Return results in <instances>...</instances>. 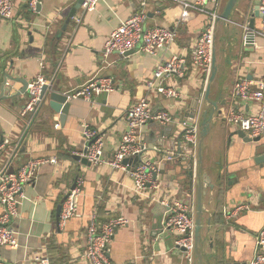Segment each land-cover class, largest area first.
<instances>
[{"label": "crops", "instance_id": "crops-1", "mask_svg": "<svg viewBox=\"0 0 264 264\" xmlns=\"http://www.w3.org/2000/svg\"><path fill=\"white\" fill-rule=\"evenodd\" d=\"M12 1L15 16L23 21L0 19V135L12 142L16 140L23 126L18 112L27 98L26 91L18 94L21 82L11 80L6 89L3 85L6 74L29 83L40 74L43 64L42 74L60 92L71 93L95 76L111 78L113 91L99 96L95 103L70 100L63 122L44 105L38 107L29 138L13 157L9 170L18 168L27 159L41 157H55L57 164L41 165L35 180L24 187L26 198L19 206V215L9 223L16 233L18 247H0V259L14 264H35L30 257L42 249L52 264H82L86 226L94 213L100 222L117 216L127 220L126 225L115 230L109 243V264H187L175 243L178 233L168 228L161 233L165 210L161 201L186 202L195 221L198 137L191 188L186 177L189 162L183 163L182 157L175 163L178 167L173 162H161L160 188L146 195L135 194L127 172L111 169L107 164L125 131V109L148 94L145 82L152 78L156 65L177 55L186 59V75L167 83L179 84L181 98L152 99L156 109L173 115L174 123L165 125L163 132L158 126L161 124L148 123L138 132L137 139L151 146L160 143L161 136H170L174 140L179 138L180 149H184L180 124L183 121L189 124L193 119L198 129L203 111L208 114L212 109L203 101L209 86L208 97L218 102L220 113L211 119L202 142L203 170L214 183L203 196L200 230L203 264L248 263L254 254V237L264 227V139L243 141L236 134L239 129L228 123L225 116L231 111L254 114L259 107L256 101L233 96V84L238 78L253 83L264 80L263 39L256 35L255 45L243 43L250 19L254 18L253 29L259 25V17L254 16L257 0H236L228 19L216 22L213 53L216 70L211 81V74L205 81L204 74L190 60L192 46L208 16L195 12L187 20H181L182 0H144L145 26L171 28L176 34L172 45L157 50L155 55L135 49L125 57H110L107 61L102 58L105 39L121 20L142 9V0H101L94 11L77 10L64 30L62 26L75 0H38L36 12L27 8L28 0ZM226 2L221 1L220 14ZM78 16L80 22L75 19ZM252 89L257 86L252 85ZM83 124L103 137V162L97 166L73 158L85 147ZM162 145L167 148L170 144L162 142ZM10 150L6 145L1 160ZM77 178L82 179L78 216L58 226L56 208ZM249 200L248 209H239L229 219L224 217V208L234 211ZM191 264H198L197 260Z\"/></svg>", "mask_w": 264, "mask_h": 264}, {"label": "built area", "instance_id": "built-area-1", "mask_svg": "<svg viewBox=\"0 0 264 264\" xmlns=\"http://www.w3.org/2000/svg\"><path fill=\"white\" fill-rule=\"evenodd\" d=\"M76 1V0H75ZM101 0H82L79 10L88 13L96 9ZM179 1V0H178ZM222 0H188L180 1L182 4L181 20H187L195 12L208 16L207 24L199 31L191 50V65L200 69L204 74L205 81L208 80L212 70V57L214 53L215 24L220 18V4ZM207 5L210 7L207 8ZM38 0H28V8L36 12ZM142 9L133 13L127 19L121 20L119 24L109 33L105 39L102 58H122L126 53L137 49L146 55H155L159 49H166L175 41L176 34L169 27L145 26L146 12L144 11L145 1L141 2ZM259 12V25L257 29L245 26V45H255V36H260L264 41V0H257ZM0 19L10 21H23L15 16L12 0H0ZM80 22L81 17H75ZM41 72L35 79L27 83V98L20 107L18 116L23 120L22 130L14 142L8 137L0 135V155L3 154L5 146L11 149L8 156L0 161V247L15 249L18 247L16 233L11 229V219L19 215V206L25 200L24 187L35 180L38 170L45 163L57 164L55 157L27 159L18 168L9 170L13 157L19 152L21 145L29 138V130L35 119L39 102L41 100L42 87L52 86V82L43 74L44 65L41 64ZM186 59L177 55H171L168 59L159 62L152 78L145 82L148 94L127 107L124 111L125 131L122 133L117 150L111 160L107 162L111 169L127 172L133 183V190L137 195H146L149 191H156L160 188V164L161 162H173L178 158H188L195 161V150L198 129L193 119L188 124L183 121L180 124L181 137L185 141L184 149H180V142H175L172 148H163L158 145H151L137 139V134L142 127L148 123L156 122L163 125L174 123L173 115L166 110H158L152 104L153 97L159 96L176 100L181 98L179 84L167 83L173 78L183 79L186 75ZM10 79L4 76L5 87L10 86ZM252 85L257 89L253 90ZM113 91L111 78L95 76L88 80L80 88L71 93H65L68 100H84L95 103L101 95H108ZM152 91L153 93H150ZM233 96L243 101H256L259 107L256 113L243 115L231 111L225 117L226 121L239 130L243 131L249 138L264 139V80L261 78L256 83L245 78H238L233 84ZM81 133L85 140V147L76 153L84 157L91 166H97L102 161L103 140L98 131L83 124ZM149 153H152L155 160ZM139 158L132 162L133 158ZM3 156V155H2ZM4 158V156L2 157ZM124 159L130 162L123 164ZM82 179L77 178L67 196L61 204L58 217V226H63L71 218L78 216V197L81 194ZM254 195H252L253 197ZM252 198H250L251 200ZM239 205L234 211L223 209L226 219L235 216L239 209H248L251 201ZM165 207L163 211V225L161 233L167 228L178 233L176 245L182 247L181 253L186 261L191 264L194 260V218L191 214V207L183 201L172 200L161 201ZM127 224L124 217L117 216L107 221H98L93 213L86 226L85 247L81 256L82 264H109L108 252L109 243L118 227ZM30 260L35 264H52L44 250L34 251ZM0 264H14L4 262ZM247 264H264V227L254 237V254Z\"/></svg>", "mask_w": 264, "mask_h": 264}, {"label": "water", "instance_id": "water-1", "mask_svg": "<svg viewBox=\"0 0 264 264\" xmlns=\"http://www.w3.org/2000/svg\"><path fill=\"white\" fill-rule=\"evenodd\" d=\"M81 3H82V0H76L75 1L74 5L70 9V11H69V13L65 19L64 25L62 26V30L65 29V27L67 26V24L70 21V18L77 12V10H79ZM235 3H236V0H227L225 6L223 8L222 13L220 14L219 19L227 20L232 9L234 8ZM254 16L255 17L260 16L257 8L254 10ZM249 28H251V29L254 28V18L250 19ZM132 52L133 51H129L126 53V55L131 54ZM215 70H216L215 57L213 54L212 70H211V76L209 78V81H211L213 79ZM6 76H8V75L6 74ZM8 78L10 80H15V81L21 82L22 83V89L18 94L25 93L27 83H28L26 80L19 79V78H13V77L10 78L9 76H8ZM3 85H4V81H3ZM6 89H7V87H6ZM2 91H3V89H2ZM208 95H209V86L205 90L203 101L208 103L212 107V109L208 114H207V111H203V113H202L201 123L198 126V133H197L198 142H197V156H196V163H195L196 214H195V221H194L195 222V225H194V260H197L198 264H203V260H204V254H203V250H202V246H201V235H200V230L202 227L203 196L205 195L207 188H213L214 187V183H212L211 177L206 172H204V170H203V166H202L203 165L202 142H203L204 137L209 132L211 119L215 115H219V113H220V111L217 109L218 108V102H215V101H212L211 99H209ZM43 105H44V107H47L49 110L53 111L54 113H57L59 116L60 122H63L66 118V115H67V112H68V109L70 106V100L67 99V96L65 93L60 92L58 90V88H56L55 86L52 85L50 88V87H47L46 85H44L42 87V91H41V100L39 102V107H42ZM196 109H197V104H196ZM195 110H194V114L196 113ZM158 126L161 129L160 132H163V130L166 128L165 125H158ZM167 126H169V125H167ZM172 126H174V125H172ZM170 131H171V129H170ZM236 134L238 135V137H240L245 142L257 141L259 139L258 137L249 138L241 130H237ZM159 142L160 143L157 142L158 146L163 147L164 145H162V142H164V143L166 142V144H170L167 148H172L173 145L175 144V142L179 143V138L174 140L173 138L170 139V136H166V137L161 136L159 139ZM163 148H165V147H163ZM73 158L77 161H80L81 163H83L85 165H90V163L84 157H80L79 155L74 154ZM138 158H139V155L137 157L133 158L132 162H136L138 160ZM259 159H260V157H257V160H259ZM188 161H189V164H188V168H187V172H186V177L188 178V185H190V188H191V179L193 176V169H192L193 166H192V160L189 159ZM128 162H130L129 159L123 160V164H126ZM176 162L179 163L178 160H175V161H173L172 164L177 165V164H175ZM177 167H178V165H177ZM62 202H61V204H62ZM61 204H59L56 208L57 223H58V216H59V213L61 210ZM160 220H162V219H160ZM180 250H183V248L180 247ZM222 264H247V263H246V261H226Z\"/></svg>", "mask_w": 264, "mask_h": 264}, {"label": "trees", "instance_id": "trees-1", "mask_svg": "<svg viewBox=\"0 0 264 264\" xmlns=\"http://www.w3.org/2000/svg\"><path fill=\"white\" fill-rule=\"evenodd\" d=\"M27 8H28V3H27ZM28 9H29V8H28ZM185 160H186V161H185ZM188 160H189L188 158H186V159L184 158V160H181V161H182L183 163H185V162L188 163V162H189ZM184 161H185V162H184Z\"/></svg>", "mask_w": 264, "mask_h": 264}, {"label": "rangeland", "instance_id": "rangeland-1", "mask_svg": "<svg viewBox=\"0 0 264 264\" xmlns=\"http://www.w3.org/2000/svg\"><path fill=\"white\" fill-rule=\"evenodd\" d=\"M109 59V58H108ZM108 59H106V61L108 60ZM0 161H1V157H0ZM185 261H186V259H184ZM186 263L188 264V262L186 261Z\"/></svg>", "mask_w": 264, "mask_h": 264}]
</instances>
